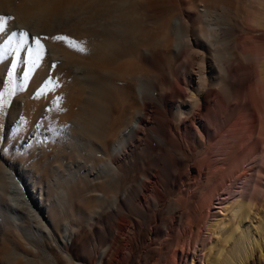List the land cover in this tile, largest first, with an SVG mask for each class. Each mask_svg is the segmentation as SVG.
Listing matches in <instances>:
<instances>
[{"label": "rangeland", "instance_id": "rangeland-1", "mask_svg": "<svg viewBox=\"0 0 264 264\" xmlns=\"http://www.w3.org/2000/svg\"><path fill=\"white\" fill-rule=\"evenodd\" d=\"M257 1L240 0L239 12L233 13L236 29L230 32L233 41L228 47L234 56L228 66L250 64L253 71L248 75L245 71H233V79L227 81L222 109L226 125L223 124L222 132L236 117L244 114L252 102L255 105L258 101L257 109L261 104L260 110L262 107L264 110V94L258 79L260 67L255 60L248 63L241 58L244 51L257 54L264 49L262 24H252L248 20L259 10ZM2 3L5 5L0 6V16L13 19L5 20L0 45L12 31L28 32L29 43L20 50L18 58L13 54L0 59V92L19 86L28 71L27 48L34 47L32 37H42L44 56L32 68L24 90L7 97L9 103L0 109V264H200L197 260L191 262L193 255L185 260L190 245L192 249L196 245L203 264H213L217 246L225 245L226 240L230 247L229 241L235 233L212 234L207 209L213 197L225 187L236 192L243 183L250 194L257 185L264 184L259 173L264 167V140L259 154L240 159L239 168H232L230 161L209 153L206 142L213 145L214 140H208L203 129L207 111L188 107L187 102H182L186 99L175 94L180 88V80L178 82L176 77L188 68L185 52H176L170 44L175 38L170 31L171 23L178 16L176 6L180 0H0ZM21 6L31 13L32 19L29 18L27 24L13 14ZM45 14L50 15L46 17ZM102 17L117 24L107 30L116 47L112 43L104 47L103 34H97L100 32L96 31L95 24ZM56 35L67 39L52 40ZM85 44L87 49L100 44L107 50V53L103 50L106 58L90 59L80 54L79 49ZM52 45L60 49L64 46L62 50H67L66 56H73L70 59L80 57L74 60L85 61L93 74L90 78L92 89L68 82L65 76L57 73L49 74L48 63L54 58L49 52ZM14 59V83L9 84L7 72ZM192 71L188 87L195 91L197 86L193 81L196 79ZM209 73L207 70L210 76ZM137 76H141L149 88L158 87L155 103L159 109L157 118L165 129L163 135L157 136L156 125H153L147 133L152 147L134 143L129 156H120L119 159L124 160L119 166L93 161L86 147L91 139L88 130L96 136V147L101 153V144L111 141L131 123L128 121L137 108V96L133 93L136 80L133 81V77ZM211 77L208 89L217 91L216 77ZM49 78L54 83L58 81L59 86L55 91L49 86L45 95L36 98L35 94L45 87ZM57 97H63L58 102L61 112L55 111L53 104ZM200 98L202 102L212 101V97L207 98L206 90ZM180 111L187 115L179 120ZM193 114L195 119L189 133L190 123L182 127L181 123ZM152 116L156 117L153 113ZM21 117L24 123H20ZM258 119L263 122L264 113ZM183 132L189 139L182 149L178 145L183 141L179 138ZM114 146L118 143L109 145L112 154ZM154 174L156 181H152L145 192L143 179ZM126 192L129 198L122 212L116 213L111 203ZM254 193L250 197H256ZM25 196L31 209L23 201ZM255 212L253 223H262L264 227V206ZM119 223L125 224L121 230H118ZM244 223L246 228L250 227V220ZM253 238L251 252L243 263L240 255H236L237 264H264V254L260 256L257 252V247L264 245L263 228L258 227ZM202 245L204 251H200Z\"/></svg>", "mask_w": 264, "mask_h": 264}, {"label": "bare ground", "instance_id": "bare-ground-1", "mask_svg": "<svg viewBox=\"0 0 264 264\" xmlns=\"http://www.w3.org/2000/svg\"><path fill=\"white\" fill-rule=\"evenodd\" d=\"M254 1L256 2V0ZM257 3L259 5V10H257L256 12L254 11V16L251 14L253 17L251 16L252 18L250 17L251 19H248V20H250L252 24H255V23L262 24L264 28V0H258ZM240 4H241L240 0H180V3L177 4L176 6V8L178 7L177 10L179 11L178 16L177 18H174V21L171 23L172 25H171V30H170L175 35L174 40H172L173 42L170 44H172V48L176 49V52L178 53L185 52L186 57L185 58L182 57V60L183 58L186 59V62H187L186 66L188 67L187 70L185 69L186 71L184 70L185 73L179 74L178 78L176 77V80L178 82L180 80V83L178 84L180 88L178 90H175V94H177L179 98H182V99L185 98L186 100L182 102L184 103L187 102L188 107L190 108L195 107L199 109L203 108L204 110L207 111L206 119L203 121V129L205 130L207 139L214 140L213 145H210L209 144L210 142H206L207 146L210 148L209 153H211V155L213 154L220 155L222 160L224 161H230L232 168H239L238 163L240 159L244 158L247 155L257 156V154H259L260 152V146L264 140V134H263L264 133L263 132L264 131L263 130L264 121L262 122L258 119L259 115H261V113L262 114L264 113V110H262L263 108L262 107L261 110L263 112H261L260 110L261 104L259 105V109H257L258 104L256 103L258 101L255 103V105L252 102L249 105L246 112L236 117L235 122L222 132L223 127H224L223 124H225L226 122V117L223 115L222 109H223V104H224V99H225L224 88L225 86L228 85L227 81L229 79H233L232 78L233 71L235 72L245 71V74L247 75L250 73V71H253V67L250 64L248 66H243L242 64H240L233 68H229L228 66V62H231V59L234 56V54L230 51L228 47L233 41V40L232 41L230 40V34H231L230 32H233L236 29V24L234 21L233 13L239 12ZM2 5L3 3L0 4V6ZM13 12H14L13 14H16L15 16L18 18V20L21 23L27 24L29 18H31L29 15L31 13L22 9V6L21 8L19 7L16 12L15 10ZM163 12H164L163 14H166L165 13L166 10ZM156 13L158 14L159 12H156ZM46 15L48 14H45V16ZM56 15L58 14L55 13L54 17H56ZM55 19H57V17ZM97 22L98 24L97 23L95 24L98 26V28L96 27V31L98 29L100 32L97 34L98 36L99 34L100 35L103 34V37L105 38V43H103L104 45L102 44V41L104 42L102 37H101L102 41H100L101 43L100 42L98 43H100L104 47L107 44H108V47H109V44L110 45L111 43L114 44L112 42L113 40L112 41L110 40L111 36L108 34V31H107L111 27H113V24H114L112 23L113 21L107 20V18L105 19L104 17H102ZM114 25H117V24H114ZM221 27H224L223 30L221 29ZM182 29H185L184 30L185 34H182ZM119 34H122V33H119ZM166 34H167V31H166ZM111 35H113L112 31H111ZM123 35L124 34H122L121 36ZM53 43H55L56 45H59L56 42L52 41V44ZM100 44H98V47L96 48H88L87 52L89 54H83V55L88 56L90 59H94V58L97 59V57L99 56H103V58H106L105 57L106 54H103V53L105 52L107 53V50L104 47H101ZM56 45H52L49 49V52L53 54L54 56V58L50 59V63H48L47 71L49 72V74L52 76V74L57 73L60 76H65L68 79V82L72 81L73 83L78 84L79 86H84L88 90L92 89L93 83L90 81V78L91 76H93V74L90 72L91 70L89 71V69L87 68L85 61L74 60L80 57L70 59L73 57L71 56L72 53L71 55H69L71 57L68 58V56H66L68 55L66 54L67 50H64V49L62 50V47L64 48V46H62L60 49ZM114 45L115 47L117 46L116 44ZM108 47L106 48L109 49ZM65 49H67V47H65ZM116 50L117 49H115V51ZM72 51L69 50V54ZM118 51L119 50H117V52ZM73 53H75V51ZM60 56L62 57V59H58ZM75 56H78V55L75 54ZM241 58L245 60V62H248V63H250L253 60H255L258 63V66L260 67L259 69L260 73H259L258 79L262 85L261 90H262V93L264 94V49L257 54H254L253 52L251 53V51H244L241 54ZM100 59L101 58H99L98 60ZM53 63L56 64L55 69L51 68V65ZM192 70H194V74H195L194 76L196 79L195 81H193V83L195 82L197 86V89L195 91H191L188 87L189 82L191 81L190 76L193 73ZM207 70H210V73H209L210 76L207 74ZM130 75L132 76V74ZM213 75H215L216 77L215 86L218 89L217 91L208 89V86L210 85L208 80L209 78H212L211 76ZM63 80H65V78L62 79L61 82ZM134 80H135V83H133L134 92L133 91L132 92L134 93V95L137 96V99H136L137 108L135 109L134 115L130 116L132 117L131 120L130 118L127 120H130L128 122L129 123L131 122L132 124L133 122H135L136 126L134 127L130 123L129 125H126L125 127H123V129L119 131L118 135L115 138H113L111 141L103 142L101 144L102 146L101 153L98 152L97 147H96L97 146V143H96L97 140L95 139L96 136L92 134L91 130H88V133L91 139H89L88 142L86 143V147L89 151V155L92 156V159L95 162L99 161V162H102L103 165L109 164L111 166H119V164H121V162L124 160V159H119L120 156H123L124 158L129 156L130 153L132 152V147L134 143H136L137 145L141 147H144V146H147L148 148L152 147L153 143H151L152 141L150 142L149 140L150 138L147 133H148V129H152L153 125H156L155 128L157 129V134H156L157 136L163 135V132L165 131L163 124L160 122L161 120L157 118V115H159L158 113L159 109L155 101L157 100V97L159 94L158 87L154 86L153 88H149L148 85L145 83V81L141 78V76H137L135 78L133 77V81ZM204 90H206L207 92V98L212 97L211 102L201 101L200 96ZM150 109H152L153 111ZM151 111L153 114H155L156 117H153L154 115L151 117V114H152ZM186 115L187 113L185 114L184 112L180 111L178 113L179 120L181 119L182 116H186ZM193 119H195V114L187 118V121L182 122L181 127L185 123L189 122L190 127H188L189 130L187 131L188 132L190 130L192 131L191 122ZM213 122H215L214 127L212 126ZM179 138H183V141H181V143L178 145L180 148L183 149V145H184L183 143H188L189 138L187 136V133L183 132L182 135L181 134L179 135ZM114 142L118 143V146L117 147L114 146V150L112 154L109 150V145L110 143H114ZM208 156H210V154ZM99 169L102 170V167H99ZM217 169L219 168L217 167ZM259 170H260L259 173L262 176L261 178L264 179V167H262ZM143 181H146V182H143L142 188L145 190V192H147L149 189L148 185L151 184L152 181H156V174L149 177V179H147V177H144ZM262 185H257L255 191L254 190L252 191L253 193L255 192L254 194L256 195V197L254 195L250 197V194L252 195V192L251 193L249 192L250 194H248L246 191L247 185L245 186V184L242 183L241 187H239V189L236 192H232L231 188L228 186V187H225L223 190H220L211 200L209 208L207 209V218L210 219L212 222L209 226V228L211 229V233L212 234L214 233V235L216 236H218L219 233H223V232H224V235L226 234L232 235L235 233L234 235H232L233 237L229 241L230 247L226 245L228 243V241L226 240L224 241L225 245L219 244L217 246L216 251H214L215 259H214L213 264H237L235 260H236V255L238 254L240 255L241 263H243L245 259L247 258L248 254L251 252L252 242L255 241L253 238L254 233L257 232L258 227L263 228L264 230L262 223H259L258 225H255L253 223V217H252V216L257 215L255 211L258 208H261L262 206H264V187ZM102 197H103L102 200L105 201L106 198L104 197V195H102ZM23 198H24L23 200L24 203L31 209L32 208L31 204L30 202H28L29 199L26 196ZM128 198H129V192L124 193V195L119 199L116 197L114 198L111 204H112L113 209L116 210V213L122 212V207L125 204V202L128 200ZM186 212L188 213V211ZM194 213L191 214V217L195 216ZM203 216L204 215H202V217ZM193 219H191V221ZM189 220L188 222H190ZM244 220L246 221L250 220V225H249L250 227L246 228ZM124 225L119 223L118 230L123 229ZM195 226L196 225H194V227ZM190 234L192 235V233ZM193 234H196V233L194 232ZM177 239L179 240V238ZM178 240L176 241L175 244H177ZM183 244L185 243L183 242ZM117 245H119V243ZM193 246H194L193 249L191 248V245L188 246L186 250L187 255L185 256V260H187L189 255H193L191 262H194L195 260H197L200 262V264H203L202 263L203 258H201L200 255H198V250L197 248H195L196 245H193ZM184 248L181 249V252H184L183 251ZM257 248H258L257 252H259L260 256L264 254L263 244H260ZM203 249H204V245L201 246L200 251ZM204 255L205 253L202 252L201 256H204Z\"/></svg>", "mask_w": 264, "mask_h": 264}, {"label": "snow or ice", "instance_id": "snow-or-ice-1", "mask_svg": "<svg viewBox=\"0 0 264 264\" xmlns=\"http://www.w3.org/2000/svg\"><path fill=\"white\" fill-rule=\"evenodd\" d=\"M19 2V0H18ZM13 17L8 16H0V32L4 31V27H5V20H12ZM43 38H47V37H43ZM32 39V43L34 45V47H28L27 48V52H28V56L30 57V59L27 61V63L29 64L28 67V71L25 72L21 83L19 84V86H13L11 88H6L3 92H0V109H3L4 106L9 103L7 97L9 96H13L15 95L17 92H21L24 90L25 86H26V82L29 78V75L31 74L32 68L35 67L43 58L44 56V46L41 44V39L42 37L39 36H34L31 38ZM52 40L54 41H65L67 38L63 35H56L51 37ZM29 43V33L26 31H12L11 35L8 36L7 40L4 42V44L0 45V59H3L6 55H15L16 58L19 57V52L21 49H24L26 45H28ZM79 53L80 54H89L87 52V47L86 44L84 47H81L79 49ZM34 56V58H32ZM51 68L55 69L56 68V64L53 63L51 65ZM16 70V62L15 59L13 60L11 67L8 69L7 72V80L9 84H13V77H14V73ZM49 86H51V90L55 91L56 87L59 86V82H53L52 78H49L46 83H45V87L41 88L36 94V98H39L40 96L45 95L46 91L49 90ZM63 97H57L56 101H53V104L56 105L55 107V111L57 112H61L62 108L59 106L58 102L62 101ZM20 123H24L23 118L21 117L20 119ZM37 128L40 127L39 124H37L36 126Z\"/></svg>", "mask_w": 264, "mask_h": 264}]
</instances>
